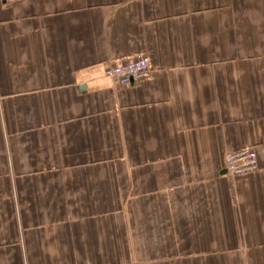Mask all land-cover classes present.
Here are the masks:
<instances>
[{
    "label": "crops",
    "instance_id": "crops-1",
    "mask_svg": "<svg viewBox=\"0 0 264 264\" xmlns=\"http://www.w3.org/2000/svg\"><path fill=\"white\" fill-rule=\"evenodd\" d=\"M0 264H264V0H0Z\"/></svg>",
    "mask_w": 264,
    "mask_h": 264
},
{
    "label": "built area",
    "instance_id": "built-area-1",
    "mask_svg": "<svg viewBox=\"0 0 264 264\" xmlns=\"http://www.w3.org/2000/svg\"><path fill=\"white\" fill-rule=\"evenodd\" d=\"M150 69L149 58L141 55L106 68L104 76L125 86L145 79L149 75ZM258 170V156L254 147H243L226 154L224 157V171L228 176L242 178L255 174Z\"/></svg>",
    "mask_w": 264,
    "mask_h": 264
}]
</instances>
